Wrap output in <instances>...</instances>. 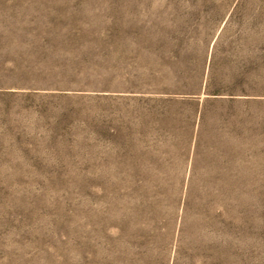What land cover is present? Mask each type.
<instances>
[{
  "label": "rangeland",
  "instance_id": "rangeland-1",
  "mask_svg": "<svg viewBox=\"0 0 264 264\" xmlns=\"http://www.w3.org/2000/svg\"><path fill=\"white\" fill-rule=\"evenodd\" d=\"M0 264H264V0H0Z\"/></svg>",
  "mask_w": 264,
  "mask_h": 264
}]
</instances>
